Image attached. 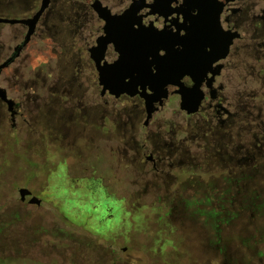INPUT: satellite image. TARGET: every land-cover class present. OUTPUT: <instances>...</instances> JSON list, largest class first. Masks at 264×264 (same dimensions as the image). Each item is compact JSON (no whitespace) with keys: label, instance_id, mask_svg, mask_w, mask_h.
<instances>
[{"label":"flooded vegetation","instance_id":"flooded-vegetation-1","mask_svg":"<svg viewBox=\"0 0 264 264\" xmlns=\"http://www.w3.org/2000/svg\"><path fill=\"white\" fill-rule=\"evenodd\" d=\"M124 13L122 92L97 61L119 59L105 26ZM0 141L61 153L74 186H165L174 221L192 211L167 188L181 175L264 186V0H0Z\"/></svg>","mask_w":264,"mask_h":264},{"label":"rangeland","instance_id":"rangeland-1","mask_svg":"<svg viewBox=\"0 0 264 264\" xmlns=\"http://www.w3.org/2000/svg\"><path fill=\"white\" fill-rule=\"evenodd\" d=\"M46 148L0 141V264H98L108 245L119 264H264V186H208L219 175H181L188 186L167 188L193 212L174 221L161 200L165 186L143 197L140 186H74L62 154ZM104 166L102 154L101 177ZM21 187L40 204L21 202Z\"/></svg>","mask_w":264,"mask_h":264},{"label":"water","instance_id":"water-1","mask_svg":"<svg viewBox=\"0 0 264 264\" xmlns=\"http://www.w3.org/2000/svg\"><path fill=\"white\" fill-rule=\"evenodd\" d=\"M129 12V10L127 11ZM127 13H124L122 16L119 17H112L105 26V33L107 34V40L112 41L116 47V49L120 52L119 59L113 64H104L103 66H99L97 61L98 69L100 72V83L105 88H112L116 87L118 91H128L129 89V81H126L128 77L127 74L123 72L126 71V65L129 62V54L128 48L129 44V36L126 34V30L121 29L123 18ZM151 81H157L156 76H152ZM112 92V90H111ZM115 95L119 93L114 91ZM19 199L21 201L25 200L27 195L31 194V191L26 187H21L18 189ZM29 204H36L39 205L40 199L36 196H31L28 201Z\"/></svg>","mask_w":264,"mask_h":264}]
</instances>
